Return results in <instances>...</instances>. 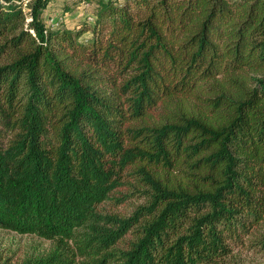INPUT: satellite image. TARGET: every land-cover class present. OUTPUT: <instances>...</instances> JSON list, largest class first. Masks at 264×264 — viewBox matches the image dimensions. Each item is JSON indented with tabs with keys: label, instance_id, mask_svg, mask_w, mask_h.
Returning a JSON list of instances; mask_svg holds the SVG:
<instances>
[{
	"label": "trees",
	"instance_id": "1",
	"mask_svg": "<svg viewBox=\"0 0 264 264\" xmlns=\"http://www.w3.org/2000/svg\"><path fill=\"white\" fill-rule=\"evenodd\" d=\"M49 1L0 0V227L55 239L20 264L264 255V0Z\"/></svg>",
	"mask_w": 264,
	"mask_h": 264
},
{
	"label": "rangeland",
	"instance_id": "2",
	"mask_svg": "<svg viewBox=\"0 0 264 264\" xmlns=\"http://www.w3.org/2000/svg\"><path fill=\"white\" fill-rule=\"evenodd\" d=\"M72 0H51L45 11L46 17H56L65 27L76 29L77 25L86 20L90 14V5L72 6L66 10L64 5ZM85 31L82 37L88 36ZM127 202H117L114 199L104 200L97 205V210L102 213L131 215L134 205L142 203L143 199L129 198ZM264 232V229L259 231ZM69 251H74L77 260L83 257L78 254V248L72 240H68ZM55 244V239L40 236L35 233H19L14 230L0 227V264H20L25 258L40 255L49 251ZM229 264H264V255L252 249L234 251L228 259Z\"/></svg>",
	"mask_w": 264,
	"mask_h": 264
},
{
	"label": "built area",
	"instance_id": "3",
	"mask_svg": "<svg viewBox=\"0 0 264 264\" xmlns=\"http://www.w3.org/2000/svg\"><path fill=\"white\" fill-rule=\"evenodd\" d=\"M88 4H89L88 2L85 3V5H88ZM93 17H94L93 14L90 13L87 15L86 19L88 21H93ZM59 22H60L59 19H57L56 17H53V16L46 17V23H47V25H49L51 27L58 25Z\"/></svg>",
	"mask_w": 264,
	"mask_h": 264
},
{
	"label": "crops",
	"instance_id": "4",
	"mask_svg": "<svg viewBox=\"0 0 264 264\" xmlns=\"http://www.w3.org/2000/svg\"><path fill=\"white\" fill-rule=\"evenodd\" d=\"M49 3H50V1H49ZM46 10H47V7H46ZM46 10H45V11H46Z\"/></svg>",
	"mask_w": 264,
	"mask_h": 264
}]
</instances>
